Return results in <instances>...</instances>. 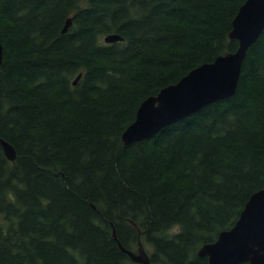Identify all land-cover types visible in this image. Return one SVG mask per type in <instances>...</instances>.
<instances>
[{"label": "trees", "instance_id": "obj_1", "mask_svg": "<svg viewBox=\"0 0 264 264\" xmlns=\"http://www.w3.org/2000/svg\"><path fill=\"white\" fill-rule=\"evenodd\" d=\"M245 1L0 0V137L16 150L0 143V264H136L119 242L139 239L153 264H209L201 246L264 188V30L233 96L122 134L146 98L238 48Z\"/></svg>", "mask_w": 264, "mask_h": 264}, {"label": "water", "instance_id": "obj_2", "mask_svg": "<svg viewBox=\"0 0 264 264\" xmlns=\"http://www.w3.org/2000/svg\"><path fill=\"white\" fill-rule=\"evenodd\" d=\"M71 25L72 18H68L63 32L66 33ZM263 30L264 0H246L235 15L229 33L231 39L238 41V48L217 56L212 62L195 67L176 83L146 98L140 104L135 120L122 134L124 143L150 139L165 127L189 117L205 106L233 96L248 49L258 40ZM123 39L119 33H112L105 36L104 41L114 43ZM3 55L4 47L0 39V66ZM81 76L82 73L75 78V85ZM0 143L6 157L15 160L14 146L1 137ZM119 245L133 262L153 264L141 239L135 251L126 249L120 242ZM198 254L207 256L209 264H264V188L250 196L235 224L220 232L215 241L202 245Z\"/></svg>", "mask_w": 264, "mask_h": 264}, {"label": "rangeland", "instance_id": "obj_3", "mask_svg": "<svg viewBox=\"0 0 264 264\" xmlns=\"http://www.w3.org/2000/svg\"><path fill=\"white\" fill-rule=\"evenodd\" d=\"M145 246H146V245H145ZM145 248H146V250H147V249H148V246H146ZM147 251H148V250H147ZM136 264H137V263H136Z\"/></svg>", "mask_w": 264, "mask_h": 264}]
</instances>
